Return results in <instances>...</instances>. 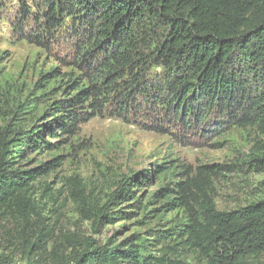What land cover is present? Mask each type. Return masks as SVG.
Listing matches in <instances>:
<instances>
[{"label": "trees", "instance_id": "trees-1", "mask_svg": "<svg viewBox=\"0 0 264 264\" xmlns=\"http://www.w3.org/2000/svg\"><path fill=\"white\" fill-rule=\"evenodd\" d=\"M41 2L44 19L41 30L51 34L50 30L71 19V30L82 41L76 44L72 62L91 83L87 86L71 83L64 96L54 100L44 117L29 129L0 134V220L8 211L27 214L34 208L27 191L31 182L46 174L52 164L24 169L19 157L27 159L28 149L51 147L46 135L74 134L79 125L107 111L109 115L127 119L129 111L134 116L139 110H146V116H155L159 123L175 122L184 131L197 129L200 124L203 136L213 126L214 131L224 129L223 123L256 126L264 133V0ZM20 11L29 15L26 6H21ZM16 21L24 23L19 18ZM156 29L162 30L157 52L145 56L141 50L142 33ZM151 60L155 61L154 66L164 70L155 82L146 81L141 72ZM56 73L58 70L54 69L45 77ZM137 99L147 101L145 106L138 105ZM211 115L219 118L218 125L215 121L216 125L212 126L205 120ZM162 168L158 166L159 171ZM222 168L221 165L199 166L192 177L186 169L182 173L186 175L184 179L155 193L156 202L164 201L161 209H182L186 214V222L158 233L156 241L162 247L155 250L160 254L145 253L149 240H123L92 251L87 246V252L80 253L75 261L77 264H188L168 254L175 245L185 244L205 259L206 264H251L250 259L264 254V200L237 209L219 210L209 187L213 176L220 174ZM145 179L149 178L133 176L124 181L111 202L129 201L128 198H131L129 204L137 201L130 186L141 188ZM102 213L101 217L108 216V212ZM173 235H178L181 242L173 243ZM40 239L42 242L43 237L37 238L34 246L42 254L45 241L38 244Z\"/></svg>", "mask_w": 264, "mask_h": 264}, {"label": "rangeland", "instance_id": "rangeland-1", "mask_svg": "<svg viewBox=\"0 0 264 264\" xmlns=\"http://www.w3.org/2000/svg\"><path fill=\"white\" fill-rule=\"evenodd\" d=\"M21 6L28 8L29 15H22ZM42 9L41 0H0L2 135L19 128L29 129L44 117L54 100L64 96L71 83L81 86L91 83L72 62L76 44L82 41L72 32L71 19L50 30V34L40 29L44 22ZM16 18L24 23L19 24ZM161 32L156 29L142 33L141 50L145 56L157 52ZM150 62L141 72L146 81L155 82L164 70L154 66L155 61ZM54 69L58 73L45 77ZM145 102L137 99L138 105L145 106ZM139 111L134 116L129 111L127 119L109 115L107 111L79 125L74 134L45 133L51 147L28 149L27 159L19 157L24 169L52 164L46 174L31 182L27 191L34 208L27 214L8 211L0 220L2 264H77L75 260L80 253L87 252V246L92 251L123 240H149L145 253L160 254L155 250L162 247L156 241L158 233L186 222V214L182 209H161L164 201L156 202L154 195L184 179L186 175L182 173L186 169L192 177L199 166H223L209 187L219 210L264 200V133L258 127L223 123L224 129L214 131L215 121L217 125L220 121L211 115L205 120L213 127L203 136L200 124L197 129L184 131L175 122L159 123L155 116L145 115L148 111ZM133 176L149 178L141 188L130 186L137 201L129 204L128 198L129 201L113 204L115 192ZM103 211L108 212L107 217H101ZM40 236L45 241L42 254L34 246ZM176 241L181 239L173 235V243ZM42 242L40 239L38 244ZM168 254L188 264H206L185 244L175 245ZM249 262L264 264V254Z\"/></svg>", "mask_w": 264, "mask_h": 264}]
</instances>
